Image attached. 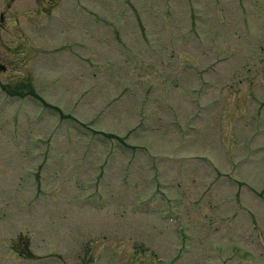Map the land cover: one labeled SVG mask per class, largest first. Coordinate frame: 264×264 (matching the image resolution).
I'll use <instances>...</instances> for the list:
<instances>
[{"label":"rangeland","instance_id":"rangeland-1","mask_svg":"<svg viewBox=\"0 0 264 264\" xmlns=\"http://www.w3.org/2000/svg\"><path fill=\"white\" fill-rule=\"evenodd\" d=\"M0 11V264H264V0Z\"/></svg>","mask_w":264,"mask_h":264},{"label":"flooded vegetation","instance_id":"flooded-vegetation-1","mask_svg":"<svg viewBox=\"0 0 264 264\" xmlns=\"http://www.w3.org/2000/svg\"><path fill=\"white\" fill-rule=\"evenodd\" d=\"M2 18H3V20H4V17H3V15H2V12L0 11V21H1Z\"/></svg>","mask_w":264,"mask_h":264}]
</instances>
